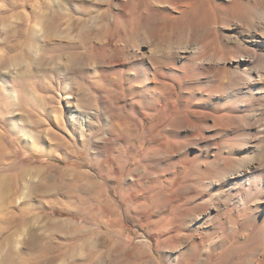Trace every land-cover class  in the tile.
Segmentation results:
<instances>
[{"label":"rangeland","instance_id":"obj_1","mask_svg":"<svg viewBox=\"0 0 264 264\" xmlns=\"http://www.w3.org/2000/svg\"><path fill=\"white\" fill-rule=\"evenodd\" d=\"M67 1L61 34L91 58L96 88L81 108L57 97L60 117L53 106L33 122L17 106L11 120L28 126L0 121V175L27 170L22 218L39 237L35 214L59 221L61 264H264V78L243 88L264 69V0ZM25 2L34 26L40 1ZM24 27L9 29L11 53ZM46 43L37 59L61 62L43 51L62 40ZM50 73L30 81L46 88Z\"/></svg>","mask_w":264,"mask_h":264},{"label":"bare ground","instance_id":"obj_2","mask_svg":"<svg viewBox=\"0 0 264 264\" xmlns=\"http://www.w3.org/2000/svg\"><path fill=\"white\" fill-rule=\"evenodd\" d=\"M37 1L40 2L38 3L39 6L36 5L37 10L34 12L36 20L34 26L31 25L32 16L30 12L27 11L28 9L26 10L27 3L25 0H8V2L7 0H4V6L0 4V7L1 5L3 6L0 8V121L2 122V126H8V129L28 126V121L26 120L27 117L25 118L20 116L19 122L12 121L13 118L11 120V113L17 106L24 110L25 115H28V117L32 120V117H37L42 114L43 109L46 110L48 107H53L56 102L58 104V99L62 96H69L66 102L71 101L73 103H77L78 106L80 105L81 107H85L86 104L89 103H86V98L88 97L85 98V96H83L84 88H96L95 81L97 79L94 78L96 75L88 70L92 65L90 64L92 63L91 58L83 59V61H81L82 58L79 57L80 53L76 54V52H72V48L77 49V44H74L73 46L65 45L69 42V31L68 33L66 32V35L61 34L64 33L61 28L63 18L68 16L66 8H64L65 2L68 1ZM18 7H21L23 10L13 13L12 10ZM62 8H64V10H62ZM7 10H11L12 14L7 16L2 14V12ZM21 21L22 26L25 25L24 30L29 33V39L21 50L16 53H11L16 45L12 42V40H8L10 39L9 37L15 36L13 29H9L12 25L18 24ZM88 26L89 25L86 27ZM35 27H39V29L42 30L41 36L38 33V29ZM262 36H264V34ZM262 36L258 39V43L264 47V37ZM58 39L62 40V43L46 47L44 51L42 50L44 52L42 53L45 55L46 53L51 54V52L54 51L55 53L56 51L59 53L60 58H58L61 62L56 63V60H54L53 57L54 54L49 58L47 57L41 59L39 56L37 59L36 56L38 53L35 55V53L32 52V47L36 46V44L38 45L42 40H46V44H49L50 42L58 41ZM88 47L91 46L88 45ZM64 50H67L68 53H64ZM88 50L89 49L87 48V51ZM254 53L255 52H253V54ZM251 70L253 71V74L248 72L247 74L245 73L246 81L243 88L247 91L257 89V83L259 81L258 78H264L263 67H252ZM40 72L46 74L47 72H52V74L50 73L51 75L49 74L51 76V81L49 86L46 88L42 87L38 79L33 81L34 78L39 77L38 75ZM100 75L103 78L106 76V71L101 72ZM31 78H33L32 81H30ZM55 82H57L56 85L58 84V87L61 85V88H56L54 85ZM31 88L38 93L44 92L45 94L42 96L39 94L41 96L40 99L36 98V92H34ZM56 90H59V93L57 91L58 96H56ZM73 94L76 95V98L70 97ZM25 104H28L29 107ZM53 108L57 113L59 112V117L64 114V107L60 108L59 106H54ZM24 112H21V115ZM72 113L73 112H70L69 115H72ZM75 117L76 116H73L72 118L75 119ZM57 124L58 126L63 124L61 118L58 119ZM4 129L6 130V128ZM5 168L6 167L2 166L0 167V170L4 171ZM26 171L27 170L21 171L17 173L18 175L11 173H4L0 175V209L3 210V216L0 219L2 222V226H0V264H61V255L58 250V233H60L61 230L59 221L55 218L41 216L39 213L35 214L33 219L37 221L42 218L44 220V226L47 230H49V235H46V237L40 235L39 237L35 234L37 231L32 224H29L32 221V218H22V215L26 212V208L15 205L17 200H20L21 195H23L24 198H26V196L28 197V195L22 192V190L18 193V190L16 189L19 185H22L24 188L27 186L28 183L24 180V173H26ZM33 190L35 191V189ZM22 227L27 228L26 233H28V236L27 238L25 237L26 239H22L21 236L22 240L20 241L18 236ZM233 243H238L237 236L233 238ZM20 244H22V246H20ZM23 248L28 251L23 250ZM74 249H71V251H69L68 254L66 253L65 256H73L75 251ZM93 264H100L99 259H97V262Z\"/></svg>","mask_w":264,"mask_h":264}]
</instances>
